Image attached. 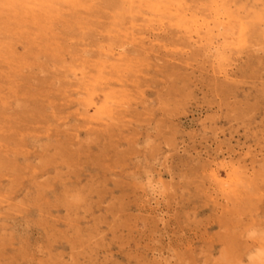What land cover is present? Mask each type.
<instances>
[{"label":"rangeland","instance_id":"obj_1","mask_svg":"<svg viewBox=\"0 0 264 264\" xmlns=\"http://www.w3.org/2000/svg\"><path fill=\"white\" fill-rule=\"evenodd\" d=\"M0 264H264V0H0Z\"/></svg>","mask_w":264,"mask_h":264},{"label":"bare ground","instance_id":"obj_2","mask_svg":"<svg viewBox=\"0 0 264 264\" xmlns=\"http://www.w3.org/2000/svg\"><path fill=\"white\" fill-rule=\"evenodd\" d=\"M1 1H3V0H1ZM19 1H20V0H11V3H13V4H17V3H18V4H19ZM60 1H61V0H60Z\"/></svg>","mask_w":264,"mask_h":264}]
</instances>
